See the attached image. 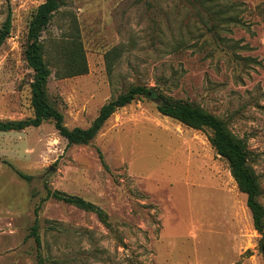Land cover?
I'll list each match as a JSON object with an SVG mask.
<instances>
[{
    "label": "rangeland",
    "instance_id": "rangeland-1",
    "mask_svg": "<svg viewBox=\"0 0 264 264\" xmlns=\"http://www.w3.org/2000/svg\"><path fill=\"white\" fill-rule=\"evenodd\" d=\"M199 1L64 0L42 34L48 94L69 129L88 128L134 85L199 106L245 141L264 207V0H234L240 23L228 26ZM42 2L0 0V30L12 18L0 45V121L32 114L23 50ZM73 30L88 73L58 79L59 44ZM157 106L141 98L119 109L87 146L67 147L50 121L0 133V264H37V207L43 264H264L246 196L210 133ZM45 186L95 204L112 229L45 200Z\"/></svg>",
    "mask_w": 264,
    "mask_h": 264
},
{
    "label": "trees",
    "instance_id": "trees-1",
    "mask_svg": "<svg viewBox=\"0 0 264 264\" xmlns=\"http://www.w3.org/2000/svg\"><path fill=\"white\" fill-rule=\"evenodd\" d=\"M63 3L64 0H43L32 16L23 50L24 61L32 72L29 84L32 114L30 117L21 120L0 121V133L22 132L29 128H38L44 122L50 121L54 124L59 136L66 141L67 147L87 146L96 138L108 119L119 109L141 98L158 99L157 110L161 115L191 129L210 133L208 141L211 147L217 155L228 163L230 174L239 192L246 196V205L251 214L253 228L261 236L259 251L264 256V207L259 201L261 195L259 179L249 165V153L245 141L233 135L224 120L209 114L192 103L159 96L154 88L134 85L103 105L98 116L88 128L69 129L66 127L63 114L56 108L48 94L51 70L45 59L46 50L42 40L43 32L48 28ZM199 3L214 17L222 19V24L226 26L240 23L237 17L238 5L234 0H200ZM11 22V12H8L0 30V45L10 35ZM75 31L73 30L68 41L59 44L61 60L56 70L58 79L73 78L88 73L85 52L78 36H74ZM118 51V48H115L106 56L109 71L112 70L109 60ZM98 154L101 163L106 167L102 154L99 151ZM24 179H28V177H24ZM45 187V200L53 199L94 214L107 229H112L108 215L95 204L81 197L68 195L60 191H52L47 186ZM38 210L39 207L35 209L36 218L29 237L33 238L36 246L37 264H43V258L41 257L42 244L38 233Z\"/></svg>",
    "mask_w": 264,
    "mask_h": 264
}]
</instances>
